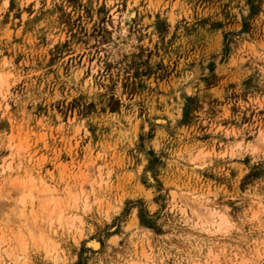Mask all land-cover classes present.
Masks as SVG:
<instances>
[{"label":"rangeland","instance_id":"rangeland-1","mask_svg":"<svg viewBox=\"0 0 264 264\" xmlns=\"http://www.w3.org/2000/svg\"><path fill=\"white\" fill-rule=\"evenodd\" d=\"M0 71V163L28 143L0 173V232L39 226L13 203L30 176L87 195L25 264H264V0H0ZM190 192L233 226H195Z\"/></svg>","mask_w":264,"mask_h":264},{"label":"bare ground","instance_id":"bare-ground-1","mask_svg":"<svg viewBox=\"0 0 264 264\" xmlns=\"http://www.w3.org/2000/svg\"><path fill=\"white\" fill-rule=\"evenodd\" d=\"M132 15L134 16V13L131 14V16ZM124 16L126 17L127 15H124ZM127 17L129 18L130 16L128 15ZM6 79H7L6 75L2 71H0V98L6 96L5 90L2 88L3 84L7 83ZM3 104L5 107L9 106L8 103H3ZM0 107H2V103H0ZM3 114L7 115V112L4 111ZM261 138L264 142V136H262ZM8 147L10 149L11 158L9 159L7 157L3 158V160L0 163V173L6 172L7 170H10L11 168H14L17 165V164H14L15 159L12 156H18L20 158V156L23 153V149L25 148L28 149V143L27 144L21 143L20 140H18L14 135L11 134L9 137ZM205 155H206V152L199 151L196 153V155L192 159L196 162H199L201 161L202 158H204ZM17 163L20 164L21 159L20 160L17 159ZM196 165H199V164H196ZM36 181L38 180L34 176H30V181L28 184L24 186V191L22 192V194H20V196L13 203H15L17 206L16 208H19V210L21 211H22V207H23V211L26 210L28 207L24 209L25 208L24 206H26L27 203H30L29 208L32 211V213H34L33 216H35V222L39 223L38 224L39 226H34L35 228L31 226L34 230L30 229V231H27L29 232L28 234L23 233L24 235H27V236H23L19 232H18L19 234L15 232V234H12V235L8 234L5 230L0 232V264H17L21 260L24 261L22 264L27 263L29 256H30V253H29L30 251L28 249V247L30 246L28 244L27 237H29L30 242L36 247V249L43 251L44 255H49L53 251L54 252L58 251L59 241L57 242L53 235L58 232V229L61 226L63 227V225H66V226L72 225L77 218L79 221H83V220H80L81 218L79 219L80 217L79 215H75V214L70 215V213L69 215H66V211H68L66 206L68 204L72 205L73 202L81 200L82 196L80 195L87 196L85 195L86 194V189L84 187L85 184L81 183L78 187V190L77 189L68 190L66 193L69 199L64 200V198L62 199L60 198L61 195L58 194L59 192L58 193L55 192L58 190V188L57 189L54 188L55 186L53 187L48 182L45 183V187L43 189L36 187V186H30L31 183L34 184L36 183ZM101 182L102 180L99 182V184H101ZM16 185L20 186V182H17ZM21 186L19 188H21ZM172 196L176 200L179 195L176 194V191H172ZM84 198L87 199V197H84ZM70 199L73 200L72 203H69ZM179 202H182V204H179V207L181 208L183 213L186 214L187 218L193 221V224L195 226H200L201 228H204L205 230H208L211 232L223 231L229 228L230 226H233L232 225L233 219H231L227 211L221 209L212 201H209V199H207L204 195H201V194L194 195V194H191L190 192V195H188L187 197H183V199L180 198ZM40 205L41 207L39 208H42L41 212L37 210L38 209L37 207ZM25 214H28V213L26 212ZM74 226L75 225H73V227ZM91 243L94 246H98V243L96 241H92ZM149 256H150V253L144 250V252L142 251L140 252V254L131 257L128 263L126 264H149L147 261L149 259L148 258ZM215 260L213 261L206 260L205 262H208V263L212 262L213 264H219ZM188 264H204V263L200 259H198L194 262H189Z\"/></svg>","mask_w":264,"mask_h":264}]
</instances>
